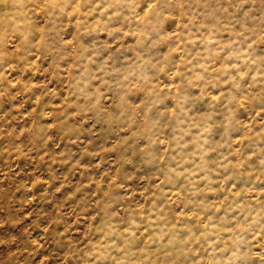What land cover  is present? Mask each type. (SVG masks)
I'll use <instances>...</instances> for the list:
<instances>
[{
    "label": "rangeland",
    "instance_id": "rangeland-1",
    "mask_svg": "<svg viewBox=\"0 0 264 264\" xmlns=\"http://www.w3.org/2000/svg\"><path fill=\"white\" fill-rule=\"evenodd\" d=\"M0 264H264V0H0Z\"/></svg>",
    "mask_w": 264,
    "mask_h": 264
}]
</instances>
